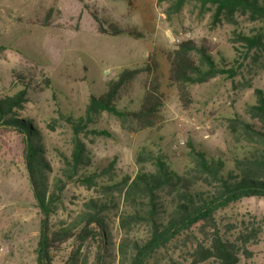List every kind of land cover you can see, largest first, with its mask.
<instances>
[{
	"label": "rangeland",
	"instance_id": "1",
	"mask_svg": "<svg viewBox=\"0 0 264 264\" xmlns=\"http://www.w3.org/2000/svg\"><path fill=\"white\" fill-rule=\"evenodd\" d=\"M212 14L211 5L201 8L195 1H187L175 11L169 3L157 0H0V99L26 91L18 117L29 120L36 129L50 190L61 177L62 156L69 157L73 147L66 117H83L90 98L103 94L120 72L146 68L152 60L156 69L139 73L120 91L116 105L138 109L146 88L157 80L164 106L156 126L131 132L117 118L102 112L80 134L92 162L84 174L101 172L113 162V180L134 177L139 169L135 155L142 147L166 156L177 173L190 167V144L209 157L221 158L225 171L233 168L234 158L252 155L250 146L231 139L226 120L237 116L249 122L244 108L255 103V89L264 92V52H248L241 41V35L255 34L259 24L238 13L230 20L222 16L214 22ZM94 15L106 22L105 27L116 24L135 29L142 38L101 34ZM184 40L205 49L219 68L235 71L233 79L218 75L188 85L187 106L169 80L167 60ZM24 147V135L0 127V256L4 264H39L43 215L33 197ZM110 177L103 175L97 184L104 185ZM59 198L57 209L46 220L50 230L73 224L89 200H104L100 186L88 188L78 181L67 183ZM115 211L109 214L107 228L116 246L122 234ZM214 222L220 235L234 241L245 228L256 229L257 239L243 247L246 253H239L238 264H264V197L232 202L214 214ZM212 230L207 227L205 236L198 227L193 228L188 237L180 236L148 264H168L169 256L189 264L193 248L206 242ZM145 235L144 229L135 232L138 241ZM97 246L94 237L83 242L72 237L50 253L51 264H69L77 251L81 259L95 264Z\"/></svg>",
	"mask_w": 264,
	"mask_h": 264
},
{
	"label": "trees",
	"instance_id": "2",
	"mask_svg": "<svg viewBox=\"0 0 264 264\" xmlns=\"http://www.w3.org/2000/svg\"><path fill=\"white\" fill-rule=\"evenodd\" d=\"M187 1H195L201 8L213 7L212 19L220 17L230 20L235 14L247 16L259 24L255 34L241 35L246 51L264 52V1L263 0H157L167 2L171 9L179 10ZM97 29L101 34L112 36L127 35L134 39L142 38L135 29L120 28L116 24H106L94 15ZM197 55V58L194 57ZM170 65L169 80L179 94L184 106L190 102L188 85L201 84L218 76L227 79L235 77L232 69L219 68L205 49L199 48L191 40L180 42L176 49L167 55ZM157 63L146 68L125 69L117 78L110 81L107 90L98 97H91L85 115L78 119L66 117L71 127L72 151L69 157L62 156L61 177L54 180L52 189L47 184L42 151L38 144V134L29 120L20 119L18 110L26 101V91L20 90L12 96L0 99V127L12 128L24 135V161L33 197L43 218L39 240V264H51L50 253L74 237L83 242L88 237L96 239L98 252L95 264H148L160 251H167L180 236L188 237L195 227L206 236L207 227L213 230L206 242L197 243L189 255V264L214 261L216 264H238L239 253H246V244L257 239V231L245 228L237 238L230 240L220 235L214 222V214L232 202L248 197H264V92L254 90L256 101L244 108L249 122L235 116L226 120V130L235 144L250 146L254 152L250 157L234 158L233 168L225 171L221 158L207 156L191 144L187 154L190 167L182 173L173 171L166 156L157 154L145 147L135 155L138 171L134 177L123 176L113 180L110 168L113 162L101 172L84 174L91 165L80 134L86 132L87 125L98 121L102 112L119 120L122 127L131 132L152 129L158 122L164 106V96L157 80L150 82L136 110L119 109L116 105L120 91L139 73L152 72ZM156 79V78H154ZM100 135L104 132L91 131ZM147 167H151L149 170ZM105 173V174H104ZM109 176L104 185L97 179ZM78 181L81 185L100 186L103 201L89 200L84 211L78 214L73 224L50 230L47 218L55 212L60 202L59 196L69 182ZM122 208L119 210V204ZM116 210V211H115ZM115 211L121 241L115 246L107 228ZM200 227V228H199ZM144 229V240L138 241L135 232ZM187 239V238H186ZM109 249V252L106 251ZM99 251H101L99 253ZM88 264L87 258H80L74 252L69 264ZM168 264H184L169 256Z\"/></svg>",
	"mask_w": 264,
	"mask_h": 264
},
{
	"label": "built area",
	"instance_id": "3",
	"mask_svg": "<svg viewBox=\"0 0 264 264\" xmlns=\"http://www.w3.org/2000/svg\"><path fill=\"white\" fill-rule=\"evenodd\" d=\"M108 73V72H107ZM1 252H2V250L0 249V255H1ZM0 264H4V262L2 261V259H1V256H0ZM9 264H12V263H9Z\"/></svg>",
	"mask_w": 264,
	"mask_h": 264
}]
</instances>
